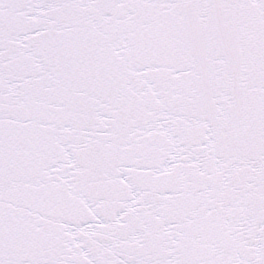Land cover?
I'll list each match as a JSON object with an SVG mask.
<instances>
[{"label": "snow or ice", "instance_id": "snow-or-ice-1", "mask_svg": "<svg viewBox=\"0 0 264 264\" xmlns=\"http://www.w3.org/2000/svg\"><path fill=\"white\" fill-rule=\"evenodd\" d=\"M0 264H264V0H0Z\"/></svg>", "mask_w": 264, "mask_h": 264}]
</instances>
